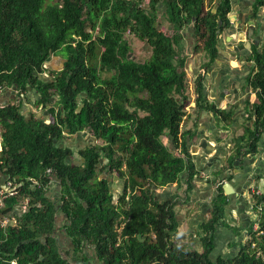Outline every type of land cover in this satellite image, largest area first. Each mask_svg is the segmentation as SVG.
I'll return each instance as SVG.
<instances>
[{
    "label": "trees",
    "instance_id": "trees-1",
    "mask_svg": "<svg viewBox=\"0 0 264 264\" xmlns=\"http://www.w3.org/2000/svg\"><path fill=\"white\" fill-rule=\"evenodd\" d=\"M139 1L0 0V85L31 89L35 106L44 108L42 117H27L23 105L0 106V178L23 182L21 197L31 203L16 226L0 224V264H264V234L254 231L255 222L246 228L227 223L230 197L223 183L216 188L210 220L200 224L202 252L178 244L180 202L168 191L182 180L193 191L202 171L181 127L189 101L180 56L185 31L196 17L195 31L213 62L231 1L223 0L216 14L211 7L205 12V0H151L149 10ZM253 5L260 11L264 0ZM160 15L173 26L171 36L161 29ZM97 27L94 39L88 29ZM129 30L151 47L147 61L132 57ZM252 51L247 81L256 102L252 110L249 102L246 107L254 125L247 129L249 137L240 138L246 143L238 145L232 166L256 152L264 132V36ZM54 53L67 62L44 78V64ZM195 93L198 110L233 120V113L209 101L201 76ZM84 131L101 143L79 149L76 160L67 141ZM48 169L57 176L56 190L45 189ZM114 172L125 178L117 202L110 186ZM16 203L14 197L6 200L0 220ZM253 204L264 229V195L254 194ZM223 229L238 232L239 240L227 243L231 254L225 256L217 242ZM239 231L248 232L247 242Z\"/></svg>",
    "mask_w": 264,
    "mask_h": 264
},
{
    "label": "crops",
    "instance_id": "crops-1",
    "mask_svg": "<svg viewBox=\"0 0 264 264\" xmlns=\"http://www.w3.org/2000/svg\"><path fill=\"white\" fill-rule=\"evenodd\" d=\"M254 1L231 0V13L228 15L230 23L228 26L226 25L227 27H223L225 29L219 35V52L213 62H211L210 55L204 50L202 44V48L198 46L195 49L197 43V33L194 27L196 17L193 18L191 28L185 31L186 45L180 54L181 59L185 61L182 69L186 73L188 71L194 73L196 78L203 77L209 101L217 105V109L233 113V120L225 121L226 119L210 111L198 110L195 102L196 93H194V99L188 101L186 107L188 115L185 118H190L189 121L192 127L184 131L188 132L185 137L187 136L188 149L196 164V169L198 171L202 170L194 180L196 186L194 184L193 191L197 192V189L201 188L196 195L206 202L202 206V211L212 216V200L217 192V186L223 183V186L225 185L223 187L225 195L230 197L227 216L238 217L240 225L244 224L246 218L248 219L246 223L254 221V215L249 209V204L252 202V193L256 190L264 192V132L257 143L256 152L248 153L247 156H244V159H237L233 164L232 171L229 169L225 172L222 170L224 158L231 155V147L234 143L232 142L233 138L230 141L231 136H228L229 142L224 145L226 141L220 137V132L222 131L221 126L224 124L227 127L225 130H231L232 133L243 131L242 135H244L247 129L252 128L254 124L246 107L249 102L252 110V104L256 102V94L248 86L247 81L251 70L254 68V62L249 58L253 54V45L259 41L260 37L264 36V9L256 12L253 5ZM208 8L210 7L206 3L205 10L209 11ZM212 12L215 13V9L212 8ZM165 23L167 25V22ZM166 29L165 32L171 36L174 31L173 26L169 27L168 24ZM194 51L198 53H195L197 54L196 57ZM193 59L195 60V71L192 70L191 60ZM200 67L202 72L199 70ZM207 84L210 88H207ZM6 99L8 100V96L3 98L4 101ZM244 115L250 119L249 122L244 123L242 121ZM186 119L183 123L185 125L187 123ZM205 157L210 158L209 164H205ZM213 171L215 172L213 173ZM214 179H217L216 184L211 183ZM181 183H185V180H182ZM227 188L228 192H226ZM185 189L188 191L187 186ZM248 191L251 196L249 200L247 198ZM227 221L229 222L228 218ZM245 224L244 227H248L249 223L248 225Z\"/></svg>",
    "mask_w": 264,
    "mask_h": 264
},
{
    "label": "rangeland",
    "instance_id": "rangeland-1",
    "mask_svg": "<svg viewBox=\"0 0 264 264\" xmlns=\"http://www.w3.org/2000/svg\"><path fill=\"white\" fill-rule=\"evenodd\" d=\"M166 27H167L166 23L162 24V26H161L162 30H164V31L167 30ZM127 39L129 41V44H130L131 49H132V57L135 60H137L138 62H145V61H147L150 58V56L152 54V49H151V47L147 43H145V42L137 39L132 34H128L127 35ZM197 44H198V46L200 48H202L201 44L203 45V41L202 40H199L197 42ZM195 53H197V52L194 51V54ZM197 54H195V57H196ZM198 58L200 59V56ZM191 63L193 64L192 70L195 71V65H194L195 60L194 59L191 60ZM60 66H61V60L57 59L55 61V63H54V67H55V69H59ZM198 67H196V68H198ZM199 70H200V72H202L201 71V67L199 68ZM104 76H105V74H104ZM187 76H189L188 77L189 78L188 79V83L189 84H188V87H187L188 88L187 91H188V95H189V100H193L194 99V96H195L194 93H195V86H196V76H195L194 73H190V71L187 72ZM207 88H210L209 87V84H207ZM54 103L56 105L57 100H55ZM35 110H37V112H38L37 114L38 115H40L41 112H42L40 109L35 108V105H32V104L29 107H26V112H33ZM189 119H186V121H187L186 125L185 124H182V126H181L183 132L186 129H189V128L191 129V127H192V124L189 121ZM242 119H243L242 121L244 123L249 122V120H250L246 116L245 117H242ZM49 120H51L50 119V116L48 117L47 121H49ZM226 128L227 127L224 126V124L221 126V130H222L221 132L222 133L220 132V135H221L220 137L225 139L226 143L224 145H226L229 142V137L228 136H231L230 141L233 138L232 142L234 144H233V147H231V155L228 158H224V162H223L224 165H222L223 172L228 171L229 169H231V171H232V167L233 166L230 164V161H231V158L233 156H236L237 155V149H238V145L240 144L239 143L240 138H242V136H244V135H246V138H247L250 135V132L245 133L244 135H242L243 134V131L242 132L235 131V132L232 133L231 130H225ZM1 132H2V127L0 125V152H1V148H2ZM92 141H95L96 142V140L94 139V137L92 135H90V134H86L85 133L84 134V137H83V141L81 142V145L82 146L88 145ZM67 143L68 144H74L72 140H68ZM99 143H101V142H99ZM245 143H246L245 141L241 142V144H244V145H245ZM76 144H79V143L76 141ZM73 152L75 153L74 157L77 158V159H80V155L77 153V149L73 150ZM219 157H221V156H219ZM240 158H243L244 159V156H241ZM237 159H239V157L236 158V160ZM204 162H205V164H209L210 163V158L209 157H205ZM214 172L215 171H213V173ZM105 175H106L105 173H100L99 174V176L101 178L104 177ZM110 176H111V178H110V186L112 188L111 190H112V192L114 194V200H115V202H117L119 196L122 193V188H123V183L125 181V178L124 179H120L119 176H118V173H116V172H114ZM194 184L196 186V182ZM185 185L187 186L186 183H183V184L182 183H180V184H174L173 186H171V187L168 188V191L170 193H172V194H174V195H176V196L179 197V202H180L179 203V206L176 208V210L179 213V216L181 218L182 223L180 225L179 234L176 237V240L178 241V244L180 246H183L185 248L199 250L200 252H202L203 251V247H202L203 245H202V241H201L200 235H198V233L199 234L200 233L202 234V232H203L202 229L200 230V224L202 222H207L208 220H210L211 216L208 215V214H205L202 211L203 210V207L202 206H203V204H206V202L203 201V200H201L196 195L197 192H198V190H200L201 188H198L197 189V192H195V191H189L188 192L185 189V187H186ZM198 186L199 185L197 184V187ZM261 186H262V183H261ZM259 188H260V183H259ZM249 193L250 192L248 191V197H247L248 200H249V198H251V196H250ZM209 202H210V200L208 201V204H209ZM253 218L255 219V221H254L255 224L256 225H259L258 218L256 216H254ZM64 219H65L64 215L60 216V220H61L60 223H61V225L64 224V221H65ZM228 219H229V222H227V223L230 226L237 228L240 225L239 224V221H238V217L231 216L230 215V217L228 216ZM247 220L248 219L246 218V220L244 221V224L246 223ZM235 233H238V232H236L234 230H231V229H223V233H219L218 234V235L221 234L219 236V238H218V241H217L218 244H219L218 251H221L222 255L225 256V255L231 254V250H229V247L224 248V247H226V245H227V243L229 241H231L233 239L235 240V242H238L239 241L238 238L235 237ZM239 233H241V235H242V237H241L242 241H246L247 242L248 237H249L248 236V232L247 231H239ZM239 239H240V237H239ZM220 244L222 246H220ZM219 255H221V254H219Z\"/></svg>",
    "mask_w": 264,
    "mask_h": 264
},
{
    "label": "clouds",
    "instance_id": "clouds-1",
    "mask_svg": "<svg viewBox=\"0 0 264 264\" xmlns=\"http://www.w3.org/2000/svg\"><path fill=\"white\" fill-rule=\"evenodd\" d=\"M134 1V0H133ZM138 1V0H137ZM223 0H205V2H204V10H205V8H206V3H207V5L209 6V7H211V8H213V9H215V13L214 14H216L217 13V11H218V8H219V5L221 4V2H222ZM231 1V0H230ZM255 2V1H254ZM150 3H151V0H140L139 1V4H138V6L141 8V9H143V10H146V9H150ZM208 9H210V8H208ZM262 9H264V8H262ZM214 11V10H213ZM205 12H208V11H206L205 10ZM231 13V9H230V11H229V13L226 15V19L228 20V15ZM159 18H160V20H161V22H163V24L165 23V22H167L164 18H163V15H160L159 16ZM229 21V20H228ZM160 22V21H159ZM230 23V22H229ZM224 24H225V26H224ZM167 25H168V23H167ZM226 25H227V22H222V21H220V27H222V30L223 29H225V28H223V27H226ZM162 26V25H161ZM195 26V25H194ZM162 29V28H161ZM221 30V31H222ZM88 31L91 33V34H93V37H94V39L99 35V33H100V29H99V27H97L96 29H92V28H89L88 29ZM221 31H219V35H220V33H221ZM196 33H197V31H196ZM128 34H132V35H134L135 36V34H133V33H131L130 32V30L127 32V35ZM200 35V34H199ZM199 35H197V38L199 39V40H201L200 39V37H199ZM219 35H218V38H219ZM201 36V35H200ZM136 37V36H135ZM137 38V37H136ZM138 39V38H137ZM199 40H197V42L199 41ZM203 41V40H202ZM219 41V40H218ZM204 42V41H203ZM197 44V43H196ZM203 47H204V44H203ZM57 59H59V60H61V66L59 67V69H55V67H54V63H55V61L57 60ZM66 62H67V58H65V57H63L61 54H56V53H54L51 57H50V59L44 64V71L42 72V76L44 77V78H51V77H53L52 76V70H56V71H59V70H62V69H64V67H65V64H66ZM15 86H6V85H0V106H2V107H5V106H8L9 105V103H11L12 105H16V106H20V105H23V107H22V111H23V113L24 114H26L27 115V117H29V115L30 114H34V115H36L37 117H42L43 116V110H44V108L42 107V106H40V107H37V106H35V108H37V109H40L42 112H41V114L40 115H38L37 113V110H35V111H33V112H26V107H29L31 104L32 105H35L34 103H35V98H36V94L30 89V90H25V91H22V90H17V88H14ZM34 94V95H33ZM5 96H8V100L6 99L5 101L3 100V98L5 97ZM48 117L49 116H47V117H45L44 119H46V121H47V119H48ZM51 117V116H50ZM50 122V120L49 121H47V123H49ZM184 123V122H183ZM254 125V124H253ZM90 134V135H92L93 136V134L90 132V131H84V132H82L80 135H74V136H72L71 137V139L70 140H72L73 141V143L74 144H68V145H70L71 146V149L72 150H75V149H77V153L79 152V149H81V148H83L84 146H86V145H84V146H82L81 145V142L83 141V137H84V134ZM263 134V133H262ZM2 138V137H1ZM164 139H163V141H164V143L167 145V146H169L170 147V144H169V140H168V138L166 137H163ZM76 141L79 143V144H76ZM99 143V142H95V141H92L91 143ZM1 143H2V141H1ZM93 143V144H94ZM2 150H3V147L1 148V152H2ZM79 154V153H78ZM74 155H75V153H74ZM182 156H184V155H182ZM247 156V155H246ZM75 158V157H74ZM76 160H78L77 158H75ZM0 174H2L1 173V171H0ZM45 177L47 178V180H48V186H46L45 187V189H53V190H56V187L58 186V184H57V182H58V180H57V176L54 174V172H53V170L52 169H48L47 171H46V175H45ZM4 178V180L2 181V183H1V185H0V188H4L5 186H6V184L8 183V182H13V184L14 185H17L18 187H17V189L15 190V191H13L14 192V194H12V195H9L8 194V196L5 198V199H2L1 201H0V207L1 208H4L5 207V204H6V200H8V199H10V198H12V197H14V198H16V200H17V203H16V205H15V209L13 210V212H12V214L10 215V216H6V217H4V218H2L1 220H0V224H1V226H3V227H7L8 225H12V226H16L17 224H18V222H19V220H18V216L19 217H21V216H23V215H25L28 211H29V209H30V199L28 198V197H21V192H22V186L24 185L23 184V182H21V183H19V182H16V181H12V180H7V181H5V177H3L2 176V178H0V179H3ZM31 182H32V184L33 185H38V182L36 181V180H34V179H31L30 180ZM252 193V192H251ZM254 194H256V195H264V192L263 191H261V190H256L255 192H253L252 193V202L249 204V209H250V211L253 213V215L254 216H256L257 218H259L256 214H255V212H254V204H253V195ZM254 221H255V219H254ZM259 222V221H258ZM58 227L59 228H61L62 227V225H61V223H60V225H58ZM254 231L255 232H258V234H264V229H262L261 227H260V223H259V225H256V224H254ZM16 264V263H15Z\"/></svg>",
    "mask_w": 264,
    "mask_h": 264
},
{
    "label": "built area",
    "instance_id": "built-area-1",
    "mask_svg": "<svg viewBox=\"0 0 264 264\" xmlns=\"http://www.w3.org/2000/svg\"><path fill=\"white\" fill-rule=\"evenodd\" d=\"M17 185H14L13 182H8L4 188H0V201L2 199H5L8 194L12 195L14 194L13 191L17 189Z\"/></svg>",
    "mask_w": 264,
    "mask_h": 264
},
{
    "label": "water",
    "instance_id": "water-1",
    "mask_svg": "<svg viewBox=\"0 0 264 264\" xmlns=\"http://www.w3.org/2000/svg\"><path fill=\"white\" fill-rule=\"evenodd\" d=\"M226 192H228V188L226 189Z\"/></svg>",
    "mask_w": 264,
    "mask_h": 264
}]
</instances>
